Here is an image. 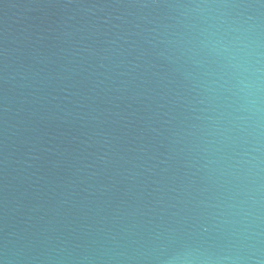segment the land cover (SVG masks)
Segmentation results:
<instances>
[{
	"label": "water",
	"instance_id": "1",
	"mask_svg": "<svg viewBox=\"0 0 264 264\" xmlns=\"http://www.w3.org/2000/svg\"><path fill=\"white\" fill-rule=\"evenodd\" d=\"M0 264H264V0H0Z\"/></svg>",
	"mask_w": 264,
	"mask_h": 264
}]
</instances>
